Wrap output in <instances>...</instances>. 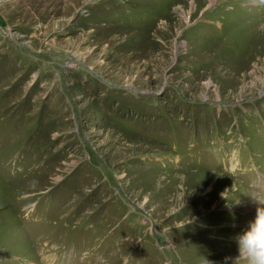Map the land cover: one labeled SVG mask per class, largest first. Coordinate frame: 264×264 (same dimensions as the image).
Masks as SVG:
<instances>
[{
	"label": "rangeland",
	"instance_id": "rangeland-1",
	"mask_svg": "<svg viewBox=\"0 0 264 264\" xmlns=\"http://www.w3.org/2000/svg\"><path fill=\"white\" fill-rule=\"evenodd\" d=\"M255 198L264 0H0V264H232Z\"/></svg>",
	"mask_w": 264,
	"mask_h": 264
},
{
	"label": "clouds",
	"instance_id": "clouds-1",
	"mask_svg": "<svg viewBox=\"0 0 264 264\" xmlns=\"http://www.w3.org/2000/svg\"><path fill=\"white\" fill-rule=\"evenodd\" d=\"M258 205L264 200L255 198ZM239 255L232 264H264V207H257L249 227L236 237Z\"/></svg>",
	"mask_w": 264,
	"mask_h": 264
},
{
	"label": "bare ground",
	"instance_id": "bare-ground-1",
	"mask_svg": "<svg viewBox=\"0 0 264 264\" xmlns=\"http://www.w3.org/2000/svg\"><path fill=\"white\" fill-rule=\"evenodd\" d=\"M251 208H252V207H251ZM256 208H257V207H256ZM256 208H255V207H253V208H252V209H253L252 211H256Z\"/></svg>",
	"mask_w": 264,
	"mask_h": 264
}]
</instances>
